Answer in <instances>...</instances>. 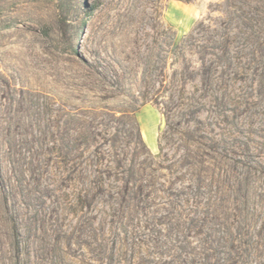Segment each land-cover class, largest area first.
Here are the masks:
<instances>
[{"label":"rangeland","instance_id":"obj_1","mask_svg":"<svg viewBox=\"0 0 264 264\" xmlns=\"http://www.w3.org/2000/svg\"><path fill=\"white\" fill-rule=\"evenodd\" d=\"M0 264H264V0H0Z\"/></svg>","mask_w":264,"mask_h":264},{"label":"crops","instance_id":"obj_2","mask_svg":"<svg viewBox=\"0 0 264 264\" xmlns=\"http://www.w3.org/2000/svg\"><path fill=\"white\" fill-rule=\"evenodd\" d=\"M177 8L181 9V10H184L188 14L193 12V9L191 7H189V6H184V5H180V4H177V3L172 4V7H171V10L173 9L172 11H176ZM142 131H143V134L145 136V140H146L147 143H148V141L146 139L147 135L154 136L155 137V141H156L155 128H154V125H153L152 121H149L147 118H144L143 121H142Z\"/></svg>","mask_w":264,"mask_h":264}]
</instances>
